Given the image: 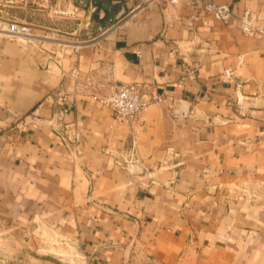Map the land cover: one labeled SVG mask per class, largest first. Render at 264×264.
Instances as JSON below:
<instances>
[{
	"label": "crops",
	"instance_id": "obj_1",
	"mask_svg": "<svg viewBox=\"0 0 264 264\" xmlns=\"http://www.w3.org/2000/svg\"><path fill=\"white\" fill-rule=\"evenodd\" d=\"M141 1L0 0V264H264V37ZM121 82L131 124L94 97Z\"/></svg>",
	"mask_w": 264,
	"mask_h": 264
},
{
	"label": "built area",
	"instance_id": "obj_2",
	"mask_svg": "<svg viewBox=\"0 0 264 264\" xmlns=\"http://www.w3.org/2000/svg\"><path fill=\"white\" fill-rule=\"evenodd\" d=\"M34 3H41L50 7L51 11L62 17L79 19L84 18L86 11L74 0H29ZM186 3L202 7L210 12L213 17L224 24H230L237 21L241 31L246 35L264 37V20L257 17L251 10H245L241 15L236 16L227 3H216L212 0H142L138 8H148L153 6H167ZM196 17V16H195ZM6 23L7 33L11 37H21L31 40L36 37L33 27L24 21L8 20ZM51 36V35H49ZM45 35V38L49 37ZM67 47L78 50L81 41L63 40ZM76 84L79 82L78 70H72ZM226 76H231L226 73ZM102 104L111 108L115 116L126 123H133L140 112L148 105L149 101L145 99L142 87L135 82H121L111 87L106 93L94 95ZM154 100L161 102L165 100L163 95H156Z\"/></svg>",
	"mask_w": 264,
	"mask_h": 264
}]
</instances>
